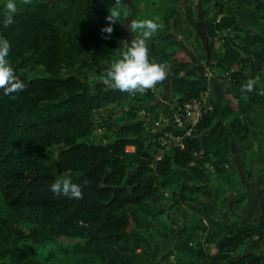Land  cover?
<instances>
[{
	"label": "trees",
	"instance_id": "16d2710c",
	"mask_svg": "<svg viewBox=\"0 0 264 264\" xmlns=\"http://www.w3.org/2000/svg\"><path fill=\"white\" fill-rule=\"evenodd\" d=\"M7 1L0 0V37L9 40L8 59L26 87L10 96L0 89V202L12 215L0 212V264H137L138 250L155 264L145 229L149 216L159 214L161 195L175 187L195 217L178 227L172 256L159 264H264V253L242 248L254 238L264 244V195L253 221H225L215 205L200 199L210 195L204 165L224 186L238 185L228 167L233 139L241 143L258 134L252 113L264 105L260 83L252 92L241 88L264 70V3L203 0L214 11L206 20L207 37L222 42L211 65L223 80L224 103L211 93L213 108L185 148L157 159L158 138L171 128L157 130L139 114L145 110L157 120L168 109L162 104L141 108L136 101L106 141L95 134L97 110L138 94L88 80L91 73L104 77L126 48L118 22L110 39L101 32L115 0H31L17 6L14 23L5 28ZM72 32L84 41H74ZM175 43L172 33H164L150 46L155 62L170 65V105L209 90L208 77L192 70L195 56ZM259 159L264 162V153ZM68 176L81 186L83 199L50 190ZM23 218L35 226L25 231L9 223ZM212 246L216 254H209Z\"/></svg>",
	"mask_w": 264,
	"mask_h": 264
},
{
	"label": "rangeland",
	"instance_id": "374dc122",
	"mask_svg": "<svg viewBox=\"0 0 264 264\" xmlns=\"http://www.w3.org/2000/svg\"><path fill=\"white\" fill-rule=\"evenodd\" d=\"M260 1L264 3V0ZM15 3L19 7L24 4L23 0H15ZM121 6V21L118 22V26L121 30L123 42L127 41L130 44L134 38V34L127 28V23L131 19L155 20L161 26L148 41L149 49L152 41L159 35L172 33L176 38L175 49L185 48L195 56L196 64L192 67V70L199 75L208 77L209 89L213 99L220 104L224 103L222 100L225 90L223 80L216 75L211 65L212 56L222 47V42L217 38L209 40L206 34V20L214 16L212 6H209L203 0H121ZM193 22L196 27L193 26ZM136 35H139V32ZM72 38L76 42L84 41L79 32H72ZM149 59L154 61L150 51ZM88 76L90 82L100 81L104 78L94 73ZM168 76L167 74V78L157 84L155 88L144 94L138 92L135 98H128L122 105L110 104L97 110L94 114L97 126L95 134L106 141L109 131L124 122V113L136 101L139 102L141 108L157 104H162L168 108L167 106L174 99ZM258 92L264 95V70L260 76V89ZM139 115L143 117L142 113ZM252 118L258 134L250 135L246 141L241 143L233 139L230 163L228 164L230 170L238 178L239 184L224 186L210 164H205L203 167L208 178L210 195L200 196V199L215 205L225 221H235L243 218L253 221L260 214L259 203L264 195V162L259 159V155L264 153V105L256 107L252 113ZM155 120L153 119V121ZM154 125L156 124L154 123ZM127 149L133 150V147L129 146ZM193 182L194 179L190 178L188 180L189 184H193ZM190 198H193V196ZM153 206L155 205L153 204ZM157 208L159 214L155 217L149 216L151 225L145 229L155 248V264L162 263L172 256L176 245V230L195 217L190 206L179 196L177 187L161 195V201ZM0 212L3 216H12L10 211L4 208L2 202H0ZM9 223L17 225L25 231H29L35 226L33 220L24 218L18 222ZM242 248L249 252L264 253V244L257 238L246 241ZM138 251L140 258L137 264H147V253L143 250ZM216 252L217 249L214 246L209 249V254H216ZM236 254L238 255L239 252H236Z\"/></svg>",
	"mask_w": 264,
	"mask_h": 264
},
{
	"label": "clouds",
	"instance_id": "9594fccd",
	"mask_svg": "<svg viewBox=\"0 0 264 264\" xmlns=\"http://www.w3.org/2000/svg\"><path fill=\"white\" fill-rule=\"evenodd\" d=\"M25 5L31 0H23ZM121 0H115L116 7L109 8V14L105 17L107 27L101 28L105 39H110L114 31V25L121 21L119 5ZM7 15L3 20L4 27L7 28L14 23V14L18 8L15 0H8L6 4ZM160 24L153 19L136 20L131 19L127 23L128 30L134 34V38L129 44L124 41L126 48L122 56L115 60L108 68L102 83L110 89L128 92L130 94H144L167 78V62L159 63L150 61L148 41L153 34L158 31ZM139 32V35L136 33ZM11 44L8 39L0 37V89L4 90L5 96L23 91L25 84L15 74V71L8 59ZM260 83V77L250 78L241 91L252 92L254 86ZM50 190L59 197L63 194L74 199H83L82 188L74 183L71 176L61 177L55 180L50 186Z\"/></svg>",
	"mask_w": 264,
	"mask_h": 264
},
{
	"label": "built area",
	"instance_id": "2783aa9c",
	"mask_svg": "<svg viewBox=\"0 0 264 264\" xmlns=\"http://www.w3.org/2000/svg\"><path fill=\"white\" fill-rule=\"evenodd\" d=\"M210 89L202 93L199 97L193 98L179 105H169L167 113H160L154 121L157 130L166 127L171 129L164 131L159 136V151L157 159H160L164 152L177 147L184 149L188 140L195 135L204 114L213 108L210 101ZM143 117L148 116L153 120L149 112H140Z\"/></svg>",
	"mask_w": 264,
	"mask_h": 264
}]
</instances>
